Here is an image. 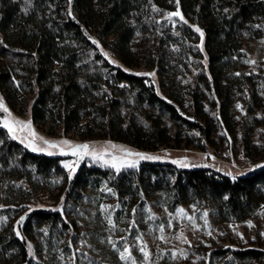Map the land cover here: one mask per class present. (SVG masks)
Masks as SVG:
<instances>
[{"label":"trees","instance_id":"trees-1","mask_svg":"<svg viewBox=\"0 0 264 264\" xmlns=\"http://www.w3.org/2000/svg\"><path fill=\"white\" fill-rule=\"evenodd\" d=\"M175 11L184 21L159 41L158 18ZM152 35L154 49L136 43ZM248 40H264V0H0V91L13 112L29 113L51 137L61 132L142 152H205L221 130L235 134L236 102L245 87L264 83V70L241 71ZM171 46L180 62L170 67L158 51ZM185 57L207 60L193 86L182 83ZM141 67L157 69L165 95L133 73ZM62 161L30 151L0 128V264H77L76 225L67 208L85 199L83 190L102 184L119 202L142 205L156 197L171 211L210 203L222 222H243L264 206V167L231 177L205 166L142 163L116 172L83 165L70 180ZM39 200L53 205L29 209ZM61 200L66 207L58 210ZM212 257L264 264L260 250L214 251Z\"/></svg>","mask_w":264,"mask_h":264},{"label":"rangeland","instance_id":"rangeland-1","mask_svg":"<svg viewBox=\"0 0 264 264\" xmlns=\"http://www.w3.org/2000/svg\"><path fill=\"white\" fill-rule=\"evenodd\" d=\"M169 13L173 12H163L158 18L159 41L165 37L166 31L170 28L175 29L184 21V18L180 19L181 14L170 17ZM174 33L177 32L174 31ZM136 43H140L147 49H154V45H158V42L154 41L153 35L150 36L148 42L140 38ZM96 44L101 54L112 64L121 66V63L110 51L99 43ZM177 50L176 47L171 46L162 48L158 53L164 56L171 67L177 64V61L180 62ZM242 50L245 60H243L241 71L245 75L261 73L264 70V40H248ZM154 54L156 55V53ZM185 58L186 77L182 83L193 86L202 70L199 64L203 63L207 66V60L204 58L199 62V59L193 57L188 60L187 57ZM133 73L147 77L155 85L158 93L165 95V92L160 88V80L164 79L158 75L156 68L141 67L134 70ZM152 73L154 75H146ZM245 88L244 97L236 102L235 134L230 135L225 130H221L217 134L216 145L205 152L194 148L142 152L127 145L107 140L81 141L76 135L65 137L61 132L51 137L32 123L29 113L19 116L13 112L1 91L0 101L8 111L5 112L0 108V128L6 130L12 138L13 133H9L8 129L3 127L5 120L10 123L16 120L31 121L36 138L31 137L27 129L21 131L17 128L14 133L17 138L12 139L25 147L29 143L33 144L36 148L35 151L32 147L26 148L36 154L63 158L62 165L70 180L76 177L79 168L83 165L121 172L136 170L142 163L172 164L184 169L205 166L227 176H244L258 170L260 167L257 165H264V83H261L257 90L254 85H248ZM250 91H256L257 100H254ZM174 131L175 129L171 128L172 134ZM40 138L54 143L67 140L72 145L87 144L89 146L88 154L72 155L73 149L67 145L49 148ZM122 148L158 157V159L140 160L136 156H127L125 152L121 151ZM61 149L67 154H61ZM173 161H181V163H173ZM129 162H135V166L127 167ZM113 163L119 166V171L112 166ZM65 165L70 167H65ZM57 193L58 191L53 194V198ZM83 194L85 199L74 202L73 206L67 208V211L70 212L69 218L75 221L76 225L77 241L74 256L77 264H133V262L135 264H232L229 262L231 257L216 258L212 257V253L223 250L231 252L260 250L264 252V235H261L264 233V206L247 220L237 223L220 221L216 209L210 203L207 206L188 203L171 211L156 197H150L142 205L135 199L129 198L126 202H119L116 196L105 188L104 184L100 185L96 191L83 190ZM63 204L61 200L60 205L56 208L64 209L66 206L63 207ZM52 205L53 201L42 202L39 200V202L31 203L29 209L46 208V206L50 208ZM204 213H207V216ZM109 220H111V224ZM249 223H251V227ZM161 227L164 229L163 232L160 231ZM181 236L183 238H178ZM185 239L187 243L184 242ZM125 243L129 248L130 255L128 259L121 260L119 253L123 250ZM30 245V254L33 256V247L32 244ZM145 246V250L149 254L147 259L144 258L141 251V248ZM173 253L176 255L173 256Z\"/></svg>","mask_w":264,"mask_h":264},{"label":"snow or ice","instance_id":"snow-or-ice-1","mask_svg":"<svg viewBox=\"0 0 264 264\" xmlns=\"http://www.w3.org/2000/svg\"><path fill=\"white\" fill-rule=\"evenodd\" d=\"M177 2H178V0H177ZM69 3H71V0H69ZM69 15H71V13H69ZM169 16L170 17L180 16V13H179V11L173 12V13H169ZM180 19L183 20V17L180 16ZM185 23H186V21H185ZM195 31L200 34V37H201V45H200V47H201V50H203L202 49V44H203L204 33L198 27L195 28ZM93 43H97V42L95 40H93ZM105 55H107V54H105ZM146 75H154V73H152V74H146ZM237 75H239V73H237ZM238 107H239V105H238ZM0 108H2L5 112L8 111V109L4 107L2 101H0ZM9 115H11V114L9 113ZM3 127L7 128L8 131H9V133H13V136H12L13 139H16L17 138L16 135L14 134L17 128H19L21 131L27 129L29 131L30 136L33 137V138H36V133H35V131L32 130L31 121L23 122V121L16 120V121L10 123L8 120H5L3 122ZM40 139L49 148L60 147V145H67L68 147H70V148L73 149V151L71 153L72 155H77V154H79V155H85V154H88V148H89V146L87 144L72 145L67 140H62V141H60L58 143H54V142L45 140L43 138H40ZM26 147H32L33 151L36 150V148L31 143H29L28 145H26ZM121 151L125 152V154L127 156H136L140 160H145V159H147V160L158 159V157L148 156V155H145V154L140 153V152H132V151H130L128 149H124V148H122ZM49 154H51V153H49ZM61 154H67V153H64L63 152V149H61ZM92 154L95 155V153H92ZM173 163H181V161H173ZM112 166L115 167V168H117V171H119V166L116 163H113ZM134 166H135V162H129V163H127V167H134ZM65 167H70V166L69 165H65ZM257 167H264V165H257ZM225 199H227V197H225ZM204 215L207 216V213H204ZM21 219H23V218H21ZM189 219H191V217H189ZM109 223L110 224L112 223L111 220H109ZM169 224H171V222H169ZM249 226L250 227L252 226L251 223H249ZM113 227H115V225H113ZM193 227H195V226L193 225ZM160 231L161 232L164 231L163 227L160 228ZM17 235H20V233L17 232ZM261 235H264V233H262ZM178 238H183V237L181 236V237H178ZM161 239H164V237H161ZM109 242H111V240H109ZM184 242L187 243V240L185 239ZM29 248L31 249V245H29ZM145 248H146V246L145 247H142L141 248V251L143 252L144 258L147 259L149 254L145 250ZM119 255H120V259L121 260H125V259H128L129 258L130 253H129V248H128V246H127L126 243H125V245L123 247V250L120 251ZM175 255L176 254L173 253V256H175ZM133 264H135V262H133Z\"/></svg>","mask_w":264,"mask_h":264}]
</instances>
